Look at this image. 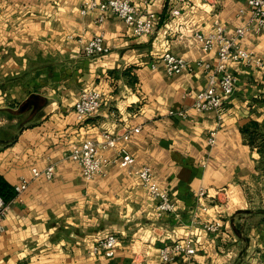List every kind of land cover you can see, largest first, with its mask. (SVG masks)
Wrapping results in <instances>:
<instances>
[{
  "label": "crops",
  "instance_id": "crops-1",
  "mask_svg": "<svg viewBox=\"0 0 264 264\" xmlns=\"http://www.w3.org/2000/svg\"><path fill=\"white\" fill-rule=\"evenodd\" d=\"M130 1L152 17L151 33L135 35L111 14L102 21L96 12L81 14L83 0H0V195L8 202L0 264H264V143L257 137H264V70L228 62L237 84L218 123L214 112L192 106L207 84L203 69L168 75L159 59L169 50L216 63V48L204 50L195 33L213 31L219 20L233 35L250 18L247 1L184 0L177 15L173 0ZM100 33L108 51L85 55L86 41ZM240 43L264 57V33L248 32ZM89 88L102 92L103 103L79 120L73 105ZM181 109L184 116L169 113ZM244 127L257 131L252 140ZM127 128L102 151L111 160L105 173L85 181L70 148ZM120 148L132 163L114 160ZM49 164L53 178L33 176L32 168ZM144 165L174 212L157 216L133 172ZM23 178L27 188L16 193ZM201 188L210 194L201 201L206 210ZM218 218L221 226L209 231ZM107 233L118 236L114 254H94L95 239ZM188 236L194 255L162 259L163 245Z\"/></svg>",
  "mask_w": 264,
  "mask_h": 264
},
{
  "label": "built area",
  "instance_id": "built-area-1",
  "mask_svg": "<svg viewBox=\"0 0 264 264\" xmlns=\"http://www.w3.org/2000/svg\"><path fill=\"white\" fill-rule=\"evenodd\" d=\"M184 0H173L171 13H179L178 5ZM250 8V18L242 26L235 28L233 35H227L224 26L219 20H215V28L208 33L196 32L195 37L199 40L202 48L209 51L216 48L217 61L210 63L206 60H197L190 62L180 55L169 50L164 51L159 59L162 61L163 70L166 74L172 75L185 70H191L195 65L201 67L206 74L207 84L204 88L198 90L194 97L192 106L198 111H212L215 113L218 123L227 112V99L233 93L237 84V77L228 70L229 61H242L247 65L261 68L264 70V57L257 56L253 51L244 48L240 39L248 32L252 34L264 33V0H246ZM96 12L97 21H102L107 14L120 18L135 35L149 34L153 30V20L151 16H143L130 0H83L80 8L81 14ZM108 47L103 43V34H95L90 37L83 46V52L87 56L101 55L108 51ZM156 64H153L155 66ZM103 103V94L94 88L84 89L73 105V112L77 119L82 120L95 114ZM180 116L186 113L184 110L170 111ZM133 130L127 128L123 134L114 131L105 130L101 136L96 139H85L82 142L73 145L67 157L76 161L80 166L81 176L85 181H89L95 174H104L106 166L110 159L102 154L107 148H114L120 137H127ZM216 129L208 133V142L215 143ZM122 166L133 162V156L125 149L120 148L117 151L116 159ZM137 174L147 193L156 201V214L172 213L175 211V203L170 198L169 193L159 188L154 181L151 168L144 165L133 170ZM34 177L44 174L46 179L54 176V165L49 164L43 170L32 168ZM28 181L23 178L14 186L16 193H20L27 188ZM217 194V193H215ZM213 194V195H215ZM198 200L203 210L206 205L201 204L202 199L210 196L208 190L200 189ZM8 209V202L0 195V233L5 230L3 220ZM221 226V219L209 223L206 228L214 231ZM118 243V236L115 233H107L95 239L91 251L94 254L103 253L106 256H112ZM177 253H182L185 257L196 253V247L193 238L188 236L183 241L177 239L172 243H166L160 248V254L163 260L173 258Z\"/></svg>",
  "mask_w": 264,
  "mask_h": 264
},
{
  "label": "trees",
  "instance_id": "trees-1",
  "mask_svg": "<svg viewBox=\"0 0 264 264\" xmlns=\"http://www.w3.org/2000/svg\"><path fill=\"white\" fill-rule=\"evenodd\" d=\"M242 131L246 134V135H248V137H249V139H253L254 137H255V135L257 134V131L255 132L254 130H250L248 127H244L243 129H242ZM258 134H260V133H258ZM257 137H259V135H257ZM262 143H264V142H262ZM261 148H264V146H261Z\"/></svg>",
  "mask_w": 264,
  "mask_h": 264
},
{
  "label": "rangeland",
  "instance_id": "rangeland-1",
  "mask_svg": "<svg viewBox=\"0 0 264 264\" xmlns=\"http://www.w3.org/2000/svg\"><path fill=\"white\" fill-rule=\"evenodd\" d=\"M258 138L260 139L261 143L264 142V137H262L261 134H259ZM228 189H230V188H228ZM244 192H246V188L244 189ZM224 193H226V192L224 191ZM232 194L235 196L237 195V193H234V191L232 192ZM225 201H227V198H225Z\"/></svg>",
  "mask_w": 264,
  "mask_h": 264
}]
</instances>
